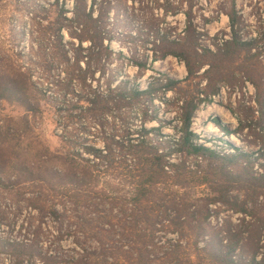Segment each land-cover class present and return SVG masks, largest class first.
Segmentation results:
<instances>
[{"label": "trees", "instance_id": "obj_1", "mask_svg": "<svg viewBox=\"0 0 264 264\" xmlns=\"http://www.w3.org/2000/svg\"><path fill=\"white\" fill-rule=\"evenodd\" d=\"M3 1L0 0V113L4 103L27 114L39 111L38 91L19 63L23 54L8 40L5 30L14 14L27 13L49 37L41 47L43 51L60 49L70 64L62 43L63 31L78 40L77 47L71 43L72 71L58 86L59 95L76 112L69 118L77 121V127L83 129L91 123L103 127L115 117L123 124L135 117L140 126L127 128V142L123 144L127 151L116 175L111 171L113 163L100 158V150L83 146L97 162L69 152L67 157L58 158L63 161L62 170L19 167L16 176H7L5 166L15 156L0 147V192L17 203L26 202L29 210L25 230L18 233L19 237L3 240L0 254L8 255L11 264H264V146L248 153L231 145L235 153H222L198 143L199 136L191 130L194 114L202 105L213 103L219 94L221 86L216 83L236 85L237 73L254 88V103L263 120L264 67L258 55L251 53L253 41L241 37L234 6L227 13L231 37L223 40L221 47L216 46L217 52L213 53L198 44L202 34L192 22L193 0H186L187 11L182 10L183 1L175 6L168 0L166 16L182 13L186 18L183 36L172 39L174 30L169 26L157 31L161 55L147 61L129 59L111 48L114 37L106 26L111 0H71V9L67 8L69 0ZM86 41L89 46L83 47ZM241 55H245L244 63L239 61ZM168 57L184 64L185 79L175 80L156 71L163 81H152L141 90L131 80H117L108 72L114 59L120 65L127 61L146 72L154 71L152 65ZM233 64H237L236 69ZM205 65L209 66L204 72L208 85L199 89L195 80ZM158 91L175 95L172 104L179 125L173 128L176 138L162 136L165 122L158 118L153 104ZM21 121L27 125L26 118ZM154 121L160 125L146 126ZM237 122L239 131L251 128L247 118L238 117ZM214 124L226 136L238 135V131L230 132L217 120ZM27 128L22 126L16 131L23 135ZM5 137H11L9 129ZM72 141L71 136L65 140L68 144ZM4 143L0 140V145ZM106 174L108 181L119 185V192L111 194L99 186ZM198 187L206 190L196 198L192 190ZM171 188L177 190L169 193ZM221 213L238 216L239 222L225 220L214 227L212 218L217 219ZM70 232L80 233L84 240H76L74 256L59 252L60 247H47L42 241L49 235L59 240ZM160 232L175 234L176 240L160 241Z\"/></svg>", "mask_w": 264, "mask_h": 264}, {"label": "rangeland", "instance_id": "obj_2", "mask_svg": "<svg viewBox=\"0 0 264 264\" xmlns=\"http://www.w3.org/2000/svg\"><path fill=\"white\" fill-rule=\"evenodd\" d=\"M111 1L112 5L106 26L114 37L110 45L116 53L122 52L129 59L149 61L154 55H161L162 48L156 41L157 31L168 29L169 26L174 30L172 39L183 36L186 18L182 13L177 16H170V14L166 16L168 0ZM172 1L175 6L183 1V11H187L189 8L186 0H169V2ZM5 2L6 0L3 1L4 4ZM233 6L238 13V29L242 39L253 41L254 49L251 53L258 55L259 62L264 67V0H235L234 3L232 0H193L192 22L197 32L202 34L198 44L201 48H208L215 53L217 52L216 46L221 47L223 40L230 39L227 13L232 12ZM67 8H72L71 0L67 1ZM14 16L15 18L7 24L5 30L9 34L8 40L13 42L16 49L23 54L19 63L23 66L22 72L30 75L38 91L39 111L27 114L20 108L9 106L6 103L1 104L0 140L3 139L5 143L0 147L16 157L12 162L8 161V165L5 166L6 175L16 176L15 170L19 167H25L26 170L34 168L35 171L45 168L62 170L63 161L61 162L58 158L67 157L69 152L78 153L86 160L97 162L98 160L94 156L84 151L83 146H92L100 150L101 156H106H100V158L107 163L108 161L113 163L111 171H114L116 175V172L121 170L119 168H122L123 156L127 151L123 145L127 142V128H139V119L131 117L126 124H123L117 119L118 117H115V120L108 119L103 127L98 126V123H91L82 127L83 129L77 127V121L69 118L70 114L75 116L76 112L73 106L64 102V99L59 95V82L66 78L67 72L72 71L73 47L71 43L77 47L78 40L72 38L67 31H63L62 43L65 50L68 51L67 58L71 62L69 64L63 59L59 52L60 49L42 50L45 47L44 42L49 39L48 36L45 37L42 34V25L32 21L27 13H16ZM88 46V41L83 43V47ZM58 48L60 47L58 46ZM199 53L202 52L199 51ZM244 59L245 55H241L239 61L244 63ZM85 62L86 60L81 61V65L84 66ZM237 64H233L232 67L236 69ZM111 66L108 72L117 77V80H131L132 83L139 85L141 90H145L152 81H163L156 71L175 80H183L187 76L184 64L173 57L153 64L154 71L142 72L127 61L120 65V62L115 59L111 62ZM159 67H164L165 70L162 71ZM208 68L209 66L205 65L197 73L198 78L195 82L199 89H204L208 85V77L204 73ZM239 74L237 73L239 81L236 85L231 86L227 82L216 83V86H221L219 94L213 98V103L202 105L194 114L191 122L192 132L199 136L198 143L227 154L235 153L230 148L231 145L248 153L258 151L260 147L264 146V115L262 120L260 109L258 110L254 103V88L245 77ZM98 75L99 73H96L95 77L97 78ZM155 95L157 99L153 104L158 118L165 122L164 125L162 124V136L168 139L176 138L178 134L173 128L179 127V125L176 108L172 104L175 95L172 92L163 95L161 91ZM238 117L247 118L251 128L239 131ZM24 118H26L27 125L21 121ZM215 120L230 132L238 131V135L226 136L214 124ZM158 125L160 124L155 121L146 124L148 128L158 127ZM22 126H27L28 130L20 135L21 131L17 133L16 129ZM209 128H213L215 133H209ZM7 129L10 130L11 137H5ZM70 136L73 138L72 144L65 142ZM231 138H235L238 145L231 143L229 141ZM189 162L193 163L194 161ZM107 178V174L102 176L99 186L111 194L119 192L121 188L116 181L110 182ZM173 190L177 189L171 188L168 189V192ZM205 190V187L195 188L192 190V195L198 198L205 194ZM177 196L180 197L179 194ZM17 210L21 212L19 213ZM27 211L29 210L26 202L17 203L10 196L0 192V252L3 240L19 237L18 233L25 230ZM237 217L221 213L217 219L212 218L211 223L214 227L218 226L217 222L221 224L225 220H231L237 224L239 222ZM48 230L53 231L51 227ZM51 234L53 235V233ZM62 236L63 238L55 240L49 235L42 241L46 243L47 247L50 245L51 247H60L61 251L59 252L74 256L73 250L78 248L76 240L80 238L81 243H84L81 234L70 232ZM157 236L160 241L168 240V243L174 242L177 237L175 234L165 232H160ZM92 242L93 240H89V243ZM0 256V264H11L8 255L0 254Z\"/></svg>", "mask_w": 264, "mask_h": 264}, {"label": "bare ground", "instance_id": "obj_3", "mask_svg": "<svg viewBox=\"0 0 264 264\" xmlns=\"http://www.w3.org/2000/svg\"><path fill=\"white\" fill-rule=\"evenodd\" d=\"M160 68V70H162V71H164L165 70V68L164 67H159ZM208 132L209 133H215V130L213 129V128H209L208 129ZM229 141L231 142V143H233V144H237L238 145V141L235 139V138H231V139H229ZM235 144V145H236Z\"/></svg>", "mask_w": 264, "mask_h": 264}]
</instances>
